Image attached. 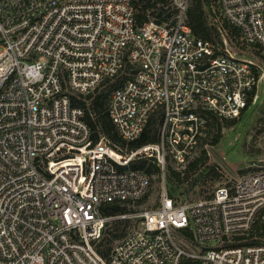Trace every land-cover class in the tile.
Returning a JSON list of instances; mask_svg holds the SVG:
<instances>
[{
  "label": "built area",
  "instance_id": "obj_1",
  "mask_svg": "<svg viewBox=\"0 0 264 264\" xmlns=\"http://www.w3.org/2000/svg\"><path fill=\"white\" fill-rule=\"evenodd\" d=\"M134 1L0 0V264H264V169L195 202L163 191L137 209L151 179L132 162L187 168L208 119L249 108L261 67L233 56L220 29L224 46L196 36L191 0L142 22ZM218 6L264 51V0ZM117 80L107 109L120 138L158 122L157 142L126 154L93 138L78 102ZM110 205L123 211L106 215ZM116 221L133 226L103 255Z\"/></svg>",
  "mask_w": 264,
  "mask_h": 264
},
{
  "label": "rangeland",
  "instance_id": "obj_2",
  "mask_svg": "<svg viewBox=\"0 0 264 264\" xmlns=\"http://www.w3.org/2000/svg\"><path fill=\"white\" fill-rule=\"evenodd\" d=\"M193 2L194 0H191L190 6ZM209 9L211 10V24L226 36L229 52L239 59L260 65L261 80L256 89V95L249 108L236 122H222L221 125L210 122L212 124L206 139L196 149L189 162L195 161L203 152L206 153L207 159L200 162L192 171H185L186 168L181 169L169 160L167 165L181 173L180 179L170 181L166 171L161 170L149 175L150 192L137 209L156 207L163 191H167L178 202H195L204 199L219 186L232 185L242 176L264 169V51L258 50L257 52V49L243 43L241 39L231 40L227 37L218 0H211L210 7H207V10ZM111 88L113 86L104 87L106 90H111ZM217 135L219 139L214 142ZM193 183L195 186L191 187ZM132 226L126 223L123 227L121 226V230L129 232ZM110 229L111 225L108 223L107 231ZM121 238L114 239L112 245L118 243Z\"/></svg>",
  "mask_w": 264,
  "mask_h": 264
},
{
  "label": "trees",
  "instance_id": "obj_3",
  "mask_svg": "<svg viewBox=\"0 0 264 264\" xmlns=\"http://www.w3.org/2000/svg\"><path fill=\"white\" fill-rule=\"evenodd\" d=\"M165 0H135L134 5L137 9L136 18L139 22H142L146 19V15L148 12L158 20L162 21L164 18L170 17L174 14V11L165 10L163 7L165 6ZM160 4V6H158ZM211 5V0H194L192 5L189 7L187 16L189 20V24L194 32V34L202 39H206L211 41L216 47L224 46L223 38L220 30L211 24V10H207ZM224 29L226 31V35L231 40H238L240 39V34L237 28L229 25L228 23H224ZM259 52L258 50H256ZM223 52L220 50L216 51V54H222ZM119 82L105 83V86H113L111 90H106L104 87L99 88L95 94L88 97L85 100H79V104L84 107L86 112V120L88 124L91 126L92 130L94 131L93 138L97 141L102 136L107 138L110 142L112 147L122 154H126L127 152L133 151L138 149L139 147L148 144V143H155L158 140V122L156 120H150L147 127L140 135V137L130 143L126 144L118 135L115 126L108 114V100L110 97L111 92L113 89L118 86ZM255 92H253L251 99H249V104L252 103L253 96ZM244 112L242 113V115ZM241 115V116H242ZM240 116V117H241ZM238 119L233 120H221L216 117L210 118L207 121L208 124V132L210 131V125L212 123H216L221 125L222 122H231L234 123ZM212 121V123H210ZM217 135L215 137L216 142L219 137ZM126 149V152L124 150ZM207 159V155L205 152L197 158L193 162H189L185 171H192L200 162H203ZM131 168L138 169L145 172L148 176L154 173L160 172V168L153 162H150L147 159H137L134 160L131 164ZM166 173L168 175V179L170 181H175L180 179L181 173L176 172L170 166H167ZM196 183V181H195ZM195 183L191 184V187L195 186ZM123 209L118 205H110L105 209L106 215H114L119 212H122ZM111 229L109 231H105V235L101 242L102 248L100 252L103 255H106L110 249L112 248V242L114 239H118L124 236L125 231L121 230V226L123 227L124 223L121 222H113L110 224ZM108 229V228H107ZM108 232V233H107ZM119 233V234H118ZM187 236H190V232L187 230Z\"/></svg>",
  "mask_w": 264,
  "mask_h": 264
}]
</instances>
